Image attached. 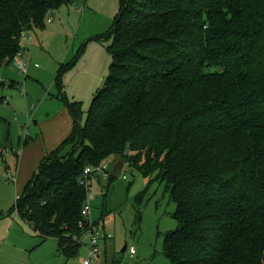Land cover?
Wrapping results in <instances>:
<instances>
[{"label": "trees", "instance_id": "obj_1", "mask_svg": "<svg viewBox=\"0 0 264 264\" xmlns=\"http://www.w3.org/2000/svg\"><path fill=\"white\" fill-rule=\"evenodd\" d=\"M65 5L0 0V66L14 63L22 33L44 29ZM120 5L105 87L85 113L64 97L58 73L73 130L41 161L13 213L73 260L87 233L84 172L119 158L163 183L176 206L177 229L163 247L171 264H264V0Z\"/></svg>", "mask_w": 264, "mask_h": 264}, {"label": "rangeland", "instance_id": "obj_2", "mask_svg": "<svg viewBox=\"0 0 264 264\" xmlns=\"http://www.w3.org/2000/svg\"><path fill=\"white\" fill-rule=\"evenodd\" d=\"M120 9V0H70L47 16L44 29L33 30L31 59H23L27 75L15 63L0 66V156H8L16 181L0 176V264H81L88 258L86 236L79 255L66 259L55 240L42 243L13 209L31 177L32 158L56 137L68 113L56 86L58 73L62 70L64 97L82 103L87 113L109 76L108 33ZM17 158H22L18 169ZM104 165L108 178L97 173L91 181L92 219L109 239L100 242L101 262L92 264H171L163 247L165 234L177 229L176 206L165 185L152 184L119 158ZM126 245L135 248L133 258L123 253Z\"/></svg>", "mask_w": 264, "mask_h": 264}, {"label": "built area", "instance_id": "obj_3", "mask_svg": "<svg viewBox=\"0 0 264 264\" xmlns=\"http://www.w3.org/2000/svg\"><path fill=\"white\" fill-rule=\"evenodd\" d=\"M51 19L48 20L49 23H51ZM22 42L23 47L20 53L16 56L14 63L16 64V67L19 69V71L22 74L27 75L28 70L25 62L23 59L30 58L31 54V46L33 42V37L30 32H24L22 33ZM31 59V58H30ZM29 59V60H30ZM28 60V59H27ZM28 60V61H29ZM4 159L0 156V176L6 179L8 182H16L15 178L12 176V173L9 168L6 167L4 164ZM108 167L107 165L100 166L98 168H88L85 170L83 179L81 181V186L85 188L87 191V199L86 203L82 209V218L84 220V223L81 224V227L87 229L86 237L89 241L88 249V258L85 260H82L81 264H92V263H99L101 262V250H100V242L102 239H105L106 236L104 235L101 227V224L96 225L95 222L92 220V196H91V176L93 174L102 173L104 174V178H108L107 174ZM126 179V177H124ZM128 254L131 258H133L137 252L134 247L128 248Z\"/></svg>", "mask_w": 264, "mask_h": 264}, {"label": "crops", "instance_id": "obj_4", "mask_svg": "<svg viewBox=\"0 0 264 264\" xmlns=\"http://www.w3.org/2000/svg\"><path fill=\"white\" fill-rule=\"evenodd\" d=\"M51 19V18H50ZM52 20V19H51ZM52 22V21H51ZM32 37H33V33H31ZM33 43V42H32ZM32 47L31 46V52H32ZM31 55V54H30ZM28 74V73H27ZM3 100V98H2ZM63 115H65V120L61 126V130L58 131V134L56 135L55 138H53V140H51L50 142H48V144H46L45 142V145L46 147L44 149H42L41 151L42 152H39L38 155L34 158H32V161L34 162L33 165H31V168H32V173H31V177L27 180L30 182L31 179L33 178L39 164L41 163V161L47 157L49 154H51L53 151H55L72 133V130H73V122H72V119L71 117L69 116V112L66 113L64 112ZM37 125V124H36ZM43 143V142H42ZM5 165L7 168L10 169L11 165H8V156L6 155L5 157ZM17 162H18V165H17V169L20 167L21 165V162H22V158H17ZM25 181V179H24ZM26 182V181H25ZM28 182V183H29ZM93 220V219H92ZM95 222V221H94ZM102 227V225H101ZM104 228H105V223H104ZM102 230H103V227H102ZM106 237H108L107 235H105ZM106 239H109L106 238ZM49 241V240H48ZM57 242V241H56Z\"/></svg>", "mask_w": 264, "mask_h": 264}, {"label": "water", "instance_id": "obj_5", "mask_svg": "<svg viewBox=\"0 0 264 264\" xmlns=\"http://www.w3.org/2000/svg\"><path fill=\"white\" fill-rule=\"evenodd\" d=\"M128 247L127 245L125 246V248L123 249V253H125L127 251Z\"/></svg>", "mask_w": 264, "mask_h": 264}]
</instances>
